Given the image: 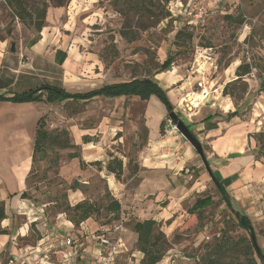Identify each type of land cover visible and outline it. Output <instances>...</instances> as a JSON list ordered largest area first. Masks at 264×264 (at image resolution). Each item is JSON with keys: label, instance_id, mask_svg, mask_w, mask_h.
Returning a JSON list of instances; mask_svg holds the SVG:
<instances>
[{"label": "rangeland", "instance_id": "rangeland-1", "mask_svg": "<svg viewBox=\"0 0 264 264\" xmlns=\"http://www.w3.org/2000/svg\"><path fill=\"white\" fill-rule=\"evenodd\" d=\"M174 3L182 13L188 1L80 0L72 7L70 21L63 16L70 4L58 10L50 7L43 37L32 44L34 30L10 17L4 0H0V95L44 85L83 93L150 77L161 87L164 82L170 83L166 90L173 111L190 125L210 167L211 146L203 131L197 132L194 126L212 113L217 116L213 122L222 123L227 114L238 110L240 120L252 123L250 136L257 142L262 137L258 145L263 146L264 152V91H260L264 0H230L211 5L204 23L191 31L192 42L179 44L175 42L177 31L190 17H177V12L173 17L168 11ZM228 16L233 18L227 19ZM241 18L244 24L239 26ZM1 43L6 46L1 48ZM12 43L16 44L14 52ZM57 46L67 54L62 63L54 54ZM205 46L211 50L204 52ZM169 53L175 56L171 70L158 74ZM200 54L211 56L213 63L207 66L213 64L211 76L217 87L225 88L236 80V69L243 62L253 65L252 73L244 78L248 90L242 99L223 95L211 112L201 107L203 115L183 107V98L197 79L193 71L203 60ZM151 98L166 109L155 96ZM153 100L148 105L139 98L126 97L59 104L0 102V174L15 180L12 168L15 164L19 169L24 161L12 157L10 149L15 144L10 137L21 132L34 142L37 123L43 117L49 133L63 132L62 139L74 146L60 149L53 144L35 157L28 179L30 188L39 200L56 201L49 206L50 215L61 212L68 204L70 188L76 181L86 200L99 206L107 203L113 195L105 167L112 157L123 161L124 174L117 182L126 191L124 201H139V209L146 213L133 215L127 221H114L103 210L93 217L109 227L107 235L121 234L131 247L121 264L129 259L134 264L141 261V254L134 248L137 235L133 226L145 219L157 221L168 240L169 248L161 264H261L255 251H251L248 233L238 226L201 157L174 129L175 123H169L168 114L158 119L161 110ZM159 130L158 143L151 142L150 134L154 136ZM72 155L79 158L73 159ZM93 162L98 165L91 166ZM207 197L212 204L201 213L191 214L189 210L195 202ZM73 217L67 216L69 220ZM251 222L264 252V219L257 217Z\"/></svg>", "mask_w": 264, "mask_h": 264}, {"label": "crops", "instance_id": "crops-1", "mask_svg": "<svg viewBox=\"0 0 264 264\" xmlns=\"http://www.w3.org/2000/svg\"><path fill=\"white\" fill-rule=\"evenodd\" d=\"M79 1L72 0L70 6L63 12V16L69 17L67 20H71L72 7ZM50 9L47 12L46 24H49L47 19ZM41 37H43L42 34ZM2 46L6 45H1V48ZM58 50L61 51L59 46L55 48L54 54ZM0 64L3 65V63ZM164 85L162 88L168 93L166 87L170 83L164 82ZM219 89L215 95L216 103L219 97L223 96L224 88L219 86ZM151 100L153 98L149 101ZM149 101L146 102L147 105ZM152 102L161 110L158 119L168 114L167 110H164L156 100ZM216 103L214 106L205 104L202 108L205 107L208 109L206 112H211L217 107ZM195 113L203 115L201 107L196 109ZM213 114L216 113L211 115ZM146 119L147 122L150 120L147 110ZM205 126L206 123L201 122L194 126V130L200 133L203 131L202 135L209 141L213 155L210 159L211 168L224 184L234 209L247 216L250 221L257 217L264 219V152L262 146L259 147V142L250 136L252 123L235 117L217 123V128L213 130H205ZM159 135L160 130L159 133L156 131L154 136L150 134V141L158 143ZM10 142L15 144L10 149L12 157L15 161L23 160L24 164L19 169L14 164L12 173H14L15 180H8L0 174V202L4 201L6 204V219L2 221V228L8 231V234L0 235V264H10V262L12 264H37L35 258L29 254L31 251L40 252V256L44 259L41 264H101L99 256L101 246L98 237L106 234L109 227L100 224L93 217L75 226L63 213L50 215L49 206L55 203L39 200L32 194L28 184V178L33 169V140L19 132L10 137ZM107 182L112 195L121 203L123 221H127L133 215L141 216L146 213L139 209V201H124L126 191L114 175L108 174ZM24 194L25 197H23ZM85 200L86 197L80 190L71 191L68 195V203L71 207ZM114 233H108V235L114 236L112 237L114 239L120 237L123 244V249L116 260V264H121V260L129 254L131 247L121 234ZM39 235H41L40 238H38ZM68 237L72 239L73 246L65 244ZM128 261V263H133L131 259ZM139 261L140 259L137 264Z\"/></svg>", "mask_w": 264, "mask_h": 264}, {"label": "trees", "instance_id": "trees-1", "mask_svg": "<svg viewBox=\"0 0 264 264\" xmlns=\"http://www.w3.org/2000/svg\"><path fill=\"white\" fill-rule=\"evenodd\" d=\"M71 1L72 0H49L47 2L37 0H4V6L6 9H8V15L10 17L18 19L19 22L26 28L34 30V32L36 33V37L31 41L33 44L41 37V32L45 27L48 9L50 7H66L71 3ZM168 12H166L167 17L171 18V15L169 14L170 12ZM232 18L233 17L231 16L227 17V19ZM243 24L244 20L241 18L238 25L242 26ZM196 28L197 26L191 25L188 22L184 23L183 26H181L180 30L177 31V34L175 36L176 44H179V42L191 43L193 38L191 31ZM124 36L125 38H127V35L125 33ZM205 48L209 47L205 46ZM56 56L59 62L62 63L67 57V54L58 50L56 52ZM174 60L175 56L169 53L167 59L160 66L158 74L170 71ZM253 68V65L246 62H243L241 65H239L235 73L237 79L225 86L223 95L229 96L234 100L242 99L243 94L248 90V84L244 81V78L252 73ZM262 71L263 76L260 77V91H264V67ZM153 96H155L165 106L168 114L174 110V105L172 104L168 93L160 86L158 81L150 77L143 79H134L128 82L114 83L103 86L99 89L90 90L83 93H71L58 86L44 85L41 88L31 89L29 91L13 95L1 94L0 102L23 103L34 101L46 104H59L63 102H90L99 97L139 98L141 101L147 102ZM239 115V111L236 110L227 114L225 120H231L232 118L239 117ZM215 117H217L216 114H213L206 117L202 121L206 123L205 130H213L217 128V123L212 122ZM44 122V118L42 117L37 123V130L33 144V166L35 163L36 155L44 154L46 151V147H49L53 144L57 145L60 149H69L74 147L73 145H70L67 141L62 139V135L64 134L63 132L56 135L49 133L46 130ZM188 127L191 129L190 125ZM160 130H162V124ZM259 139V142L261 143L262 137H260ZM71 157L73 159L79 158V155H72ZM90 165L97 166L98 162L90 163ZM80 166L82 168L84 166V162L81 161ZM208 167L210 176L214 184L221 194V197L224 200L225 204L236 218L238 226L248 233L251 251H255L261 264H264V252L257 242V236L250 219L234 209L224 184L220 181V179L217 178L216 174L213 172L209 164ZM105 169L109 174L114 175L117 181L121 182L124 174L123 161L121 159L112 157V159L106 165ZM32 171L30 175L32 174ZM70 190H80L83 192L81 184L77 181L72 185ZM23 197H25V194L23 195ZM53 202L56 204V201ZM211 204L212 199L210 197L198 199L189 211L191 214L201 213ZM61 207L62 206L60 205V208ZM101 210L113 217L114 221H118L121 219V203L114 196L110 197V200L102 206H99L98 203L94 201L88 200H85L84 202L79 203L74 207H71L68 203L67 205L62 207V211L60 213H63L68 217L73 214L74 217L70 219V221L75 226H79L81 222L86 221L87 219L94 217L95 215L99 216ZM4 219H6V204L4 201H1L0 235L8 234V231L2 228V221ZM133 231L137 235L134 248L138 253L142 255L140 264H161L169 248V244L158 222L154 219L138 221L134 224ZM41 235H39L38 238H40ZM254 263L257 264L255 261Z\"/></svg>", "mask_w": 264, "mask_h": 264}, {"label": "built area", "instance_id": "built-area-1", "mask_svg": "<svg viewBox=\"0 0 264 264\" xmlns=\"http://www.w3.org/2000/svg\"><path fill=\"white\" fill-rule=\"evenodd\" d=\"M188 3L186 6V9H184L181 13V11L178 9V4H173V7L169 8V12L174 16L175 12L178 13L177 17L179 16H188L190 17L189 24L197 26L199 23H204L206 18L208 17V11L211 5L213 6H219L220 4L226 3L230 0H187ZM186 22V23H187ZM184 23V22H183ZM182 25V24H181ZM211 50V48H204L203 51L207 52ZM202 56L201 63L197 66V68L193 71V74L196 75V81L193 85L194 88H192V91H190L186 97L183 98V107L188 108L190 112L195 111L196 109H199L200 107L204 106L205 104L209 106L215 105V95L218 92L219 87L216 86V84L213 83V78L211 76L212 74V68L213 64L210 66H207L212 62V58L209 55L206 54H200ZM206 55V56H204ZM207 81L210 82V85L207 84ZM195 89V90H194ZM196 95L198 97L197 101L191 100L189 96ZM191 115V114H190ZM169 123L171 124L172 121L169 120ZM176 130V126L174 127ZM99 244L101 246V252H100V263L101 264H116V260L118 255L121 253L123 249L122 240L120 237L117 239H114L107 234H102L98 237ZM65 244L67 246H73V241L71 238H67L65 240ZM33 258H35V263L41 264L44 259L40 256V252L37 251H31L29 253ZM12 264V262H10ZM128 264H134V263H128ZM140 264V262L138 263Z\"/></svg>", "mask_w": 264, "mask_h": 264}, {"label": "water", "instance_id": "water-1", "mask_svg": "<svg viewBox=\"0 0 264 264\" xmlns=\"http://www.w3.org/2000/svg\"><path fill=\"white\" fill-rule=\"evenodd\" d=\"M16 49V44L12 43L11 45V51L14 52ZM169 117L172 122L175 123L176 129L180 132V134L192 145V147L195 149V151L199 154L201 157L203 163L206 165L207 169L208 162L205 157L204 149L198 138L194 135V133L191 131V129L188 127V125L180 119L174 111L170 112Z\"/></svg>", "mask_w": 264, "mask_h": 264}, {"label": "bare ground", "instance_id": "bare-ground-1", "mask_svg": "<svg viewBox=\"0 0 264 264\" xmlns=\"http://www.w3.org/2000/svg\"><path fill=\"white\" fill-rule=\"evenodd\" d=\"M189 97H191L190 99L193 100L194 102L198 100V97L196 95L189 96Z\"/></svg>", "mask_w": 264, "mask_h": 264}]
</instances>
